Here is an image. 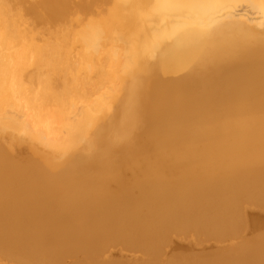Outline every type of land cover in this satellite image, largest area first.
<instances>
[{
	"label": "bare ground",
	"instance_id": "bare-ground-1",
	"mask_svg": "<svg viewBox=\"0 0 264 264\" xmlns=\"http://www.w3.org/2000/svg\"><path fill=\"white\" fill-rule=\"evenodd\" d=\"M260 212L264 0H0V264H264Z\"/></svg>",
	"mask_w": 264,
	"mask_h": 264
},
{
	"label": "rangeland",
	"instance_id": "rangeland-1",
	"mask_svg": "<svg viewBox=\"0 0 264 264\" xmlns=\"http://www.w3.org/2000/svg\"><path fill=\"white\" fill-rule=\"evenodd\" d=\"M252 211V210H251ZM262 215H264V212H260ZM252 227H249V229ZM253 234V233H252ZM252 234H248L249 236ZM177 242V239L176 241ZM182 242V241H181ZM185 244H188V241H184ZM198 250H203V251H210L216 249L215 243L214 242H204L202 245L195 246ZM116 253V249L114 250Z\"/></svg>",
	"mask_w": 264,
	"mask_h": 264
}]
</instances>
